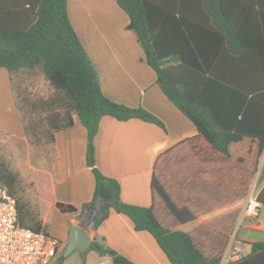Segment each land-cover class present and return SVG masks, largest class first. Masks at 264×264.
<instances>
[{
  "label": "trees",
  "instance_id": "obj_1",
  "mask_svg": "<svg viewBox=\"0 0 264 264\" xmlns=\"http://www.w3.org/2000/svg\"><path fill=\"white\" fill-rule=\"evenodd\" d=\"M115 1L161 90L196 128L156 157L151 204L121 200L117 180L95 165L93 140L104 115L164 124L140 105L105 96L70 22L67 0H0V67L12 82L37 70L50 89L45 97H30L13 85L24 134L30 144H53L57 131L73 126L74 116L86 129L93 194L80 209L56 202L60 211L78 212L93 227L112 209L122 212L136 230L151 233L171 264H218L238 211L224 220L212 214L244 200L257 172L263 182L257 199L264 206V0ZM180 149L191 154L194 167L179 162ZM52 170L60 178L56 157ZM0 182L15 195L20 179L0 162ZM16 201L19 224L47 232L37 210L27 200ZM203 216L213 218L197 221ZM246 242L248 253L229 264H264V241ZM93 247L112 264H137L99 241Z\"/></svg>",
  "mask_w": 264,
  "mask_h": 264
},
{
  "label": "crops",
  "instance_id": "obj_2",
  "mask_svg": "<svg viewBox=\"0 0 264 264\" xmlns=\"http://www.w3.org/2000/svg\"><path fill=\"white\" fill-rule=\"evenodd\" d=\"M67 11L83 48L98 70L105 96L132 107L140 105L164 124L163 128L139 118L117 120L104 115L93 140L95 165L104 175L117 180L121 200L149 206L153 199L151 175L156 157L193 135L196 128L161 90L134 32L126 27L127 13L115 0H67ZM0 86L6 87L8 95L12 90L15 93L9 72L3 67ZM18 136L27 140L23 129ZM51 148L53 160L56 157L58 161L60 178L51 170L47 183L37 187L34 194L42 224L59 241L48 264H60L69 230L75 224L89 232L90 245L83 253L73 249L65 255L63 264H112L109 255L93 247L94 241L137 264H171L151 233L136 230L126 214L112 209L107 218L93 227L89 221H82L78 212H62L55 206L56 202H64L80 209L94 190V176L86 162V129L76 116L73 126L55 133ZM250 221L247 218L244 222ZM255 227L264 232L258 224Z\"/></svg>",
  "mask_w": 264,
  "mask_h": 264
},
{
  "label": "rangeland",
  "instance_id": "obj_3",
  "mask_svg": "<svg viewBox=\"0 0 264 264\" xmlns=\"http://www.w3.org/2000/svg\"><path fill=\"white\" fill-rule=\"evenodd\" d=\"M13 85L16 87V91L20 89L22 94L30 97H45L50 92V89H47L46 83L37 70L24 71L21 75L15 77ZM10 94H7L5 86H0V162H3L5 166L15 172L20 179L18 189L15 192L16 197L20 200H27L28 206L36 211L37 196L35 197L34 195L35 190L37 187L42 188L49 179L54 151L51 148V143L30 144L28 139L26 140L18 136L22 132V129L24 132V116L17 104V96L14 95V91L12 90ZM177 154L181 156L179 162L185 164L188 169L194 167L195 161L186 150L180 149ZM263 162L264 151L259 158V167ZM187 173H189L188 170L183 172L184 175ZM261 184V181H259V185ZM243 204L244 200L231 203L212 215H216L214 216L215 218L218 217V219L224 220L226 213L239 212ZM211 218L213 217L203 216L197 221H206ZM258 219L264 221V206L260 207V213L257 217L253 216L250 218V223L242 222L237 231L238 238L243 241H264V232L255 227ZM60 260V264L66 261L64 252Z\"/></svg>",
  "mask_w": 264,
  "mask_h": 264
},
{
  "label": "built area",
  "instance_id": "obj_4",
  "mask_svg": "<svg viewBox=\"0 0 264 264\" xmlns=\"http://www.w3.org/2000/svg\"><path fill=\"white\" fill-rule=\"evenodd\" d=\"M258 174L254 177L237 214L235 227L229 234L228 244L218 264H229L249 251V244L238 238L239 226L247 218L258 216L261 203L257 199ZM264 230V221L257 220ZM59 241L43 230H32L18 222L16 196L0 182V264H48L56 253Z\"/></svg>",
  "mask_w": 264,
  "mask_h": 264
},
{
  "label": "water",
  "instance_id": "obj_5",
  "mask_svg": "<svg viewBox=\"0 0 264 264\" xmlns=\"http://www.w3.org/2000/svg\"><path fill=\"white\" fill-rule=\"evenodd\" d=\"M91 237L88 231L75 224L69 230V238L64 251V255L70 253L73 249L84 252L90 245Z\"/></svg>",
  "mask_w": 264,
  "mask_h": 264
}]
</instances>
